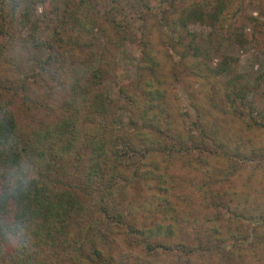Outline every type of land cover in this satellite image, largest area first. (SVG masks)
Masks as SVG:
<instances>
[{
	"label": "trees",
	"instance_id": "16d2710c",
	"mask_svg": "<svg viewBox=\"0 0 264 264\" xmlns=\"http://www.w3.org/2000/svg\"><path fill=\"white\" fill-rule=\"evenodd\" d=\"M101 1L97 8L96 0H0V98L32 94L48 119L32 127L28 118L24 128L0 99V264H251L256 243L264 244V201L249 193L253 171L244 177L241 172L264 150L228 147L200 114L174 131L165 90L168 75L173 81L178 74L193 76L210 88L207 93L220 89L225 113L243 130L264 129L256 115L240 111L251 104L248 86L235 89L243 79L232 71L237 60L219 57L211 65L218 50L210 37L247 0ZM258 4L264 15V0ZM39 5L42 12L35 16ZM136 22L139 36L131 33ZM193 24L212 28L207 45L186 31ZM97 30L104 52L94 71L77 75L71 65L89 67L97 55ZM232 35L238 46L246 43L241 26ZM130 40L139 49L140 75L132 87L119 88L120 103L101 85L115 80L117 52ZM223 75L232 76L222 80ZM262 84L264 74L254 86ZM222 97L209 107L220 105ZM120 112L128 113L132 130L118 131ZM185 159L203 177L187 190L186 200L171 172L175 161ZM216 160L224 167L214 174ZM18 166L31 179L10 198L6 177ZM236 178L242 184L231 189ZM219 185L225 191H213ZM18 229L21 238L14 240L10 232Z\"/></svg>",
	"mask_w": 264,
	"mask_h": 264
},
{
	"label": "rangeland",
	"instance_id": "374dc122",
	"mask_svg": "<svg viewBox=\"0 0 264 264\" xmlns=\"http://www.w3.org/2000/svg\"><path fill=\"white\" fill-rule=\"evenodd\" d=\"M97 1V8L102 4L101 0ZM188 2V0H187ZM186 2V3H187ZM95 3V0H93ZM62 6V3H61ZM104 6L107 8L108 4L105 3ZM96 8V5H95ZM236 17L230 19L229 24H225L223 28L220 30V34L217 31L216 38L210 37L213 40L212 45L217 48L218 56L214 57L211 61V65L213 67L217 66L220 63L219 57L228 56L231 60H237V62L232 63V71L237 74L241 75L243 79L239 81L238 86L235 89L243 88L248 86V94H247V101L251 104V108L248 106L245 107L244 110H240L243 114L245 113L246 116L249 118L251 117H258L257 121L263 123L264 121V84L260 85L258 88H255L254 84L258 76L264 74V15L260 14L261 8L259 7L258 0H251L246 1L241 6L238 5ZM42 12V7L39 5L36 9L35 16L40 15ZM154 14H159L156 12ZM50 16L44 20V24L40 23L37 29V33H39L47 23H50ZM250 19H256L257 21L261 22L258 26L256 23ZM240 26L242 27V33L246 40V43L243 46H238L237 44L232 42V31L234 28L239 29ZM255 27V28H254ZM231 28V29H230ZM31 28H26L21 37H28V34ZM256 30V31H255ZM186 31L189 33L194 34L197 37H201L203 39V43L206 44V39L208 34L212 31L210 26H204L203 24H193L186 27ZM131 33L135 34L136 36L140 35V31L138 28V23L136 22L131 29ZM215 33V31H214ZM97 36V41L95 42V47L97 50V55L94 58L92 64L89 67H84L80 63L72 64L73 73L77 75H89L90 72L94 71L97 63L98 58L104 52V45L105 39L102 37L100 30L95 32ZM184 35V32H182ZM215 37V36H214ZM154 40V38H152ZM187 42V41H185ZM218 42L220 46H218ZM208 43L210 47L211 44ZM139 49L136 43L132 40L129 43L122 45V47L117 52L116 58V70H115V80L106 79L103 81L101 87L106 89L107 93L120 103L123 102V96L119 92L120 87L130 88L132 84L135 83L140 75V72L137 69L138 61H139ZM201 59H197V63H199ZM193 61H191L192 63ZM10 68L11 65H4ZM12 70V68H10ZM181 71V70H177ZM175 74L176 73L175 71ZM168 75V74H167ZM232 76V75H231ZM229 75H223L221 77L222 80L228 79L231 77ZM13 83H9L8 86H11ZM165 90L167 94V101L171 108V115L170 121L172 123V128L178 131L181 129V126H188L192 122L197 120L198 114L202 117V122L207 128H211L214 130H218L219 136L226 141L228 147L232 148L234 144L238 143L241 145L242 151L241 153L247 152V145L255 147V150L261 148L264 150V129H258L254 127L250 131H245L241 128V124L238 122L235 116H232L230 113L227 115L225 111H229L228 105H226L225 98L222 97L220 89L212 90L214 93H207L210 89L208 86L202 82L200 83L197 78L193 76H189L187 74H178L177 81H173L172 76L168 75V79L165 83ZM39 94L40 92L33 90ZM18 95V96H17ZM11 93H2V99L6 102L7 107H10L16 114L17 120L19 125L22 123L24 128H28V126L33 127L36 125V120H41L43 122H47V117L45 113L40 110V107H35V103L38 102V99L30 94L26 96L24 99H21L22 93L17 94ZM217 95V96H216ZM218 95L221 96V104L217 105L214 108L209 107L212 101L218 99ZM216 96V99H215ZM205 99L207 101H205ZM26 103V104H25ZM28 107V108H27ZM31 107V108H30ZM260 115V116H259ZM27 126V122L29 119ZM128 113L126 114L121 113L117 121L119 122L118 131L121 132L123 129H127L128 131L132 130L130 126H128ZM186 124H183V123ZM22 129V128H21ZM23 130V129H22ZM23 132H25L23 130ZM221 138V137H220ZM241 149V148H240ZM251 157V156H250ZM226 166L232 165L231 162H225ZM228 163V164H227ZM213 170L211 168L210 171L215 174L219 170H222L224 165L221 160H216L212 162ZM240 168H244V162L239 163ZM187 165L186 159L175 161L173 169L171 170L174 178L179 180V185L181 187V195H184L185 200L187 198L188 189L193 187H198L201 183V179L203 178L202 175L195 173V167L185 166ZM253 166V167H252ZM198 167V166H197ZM196 167V169H197ZM254 168V169H253ZM225 169V168H224ZM249 171H253V178L254 182L252 186L250 185V195L255 199L256 202L259 204L264 201V157L263 152H259L256 157H254V162L248 165V168L244 169L241 173H243V177ZM202 177V178H201ZM215 179V178H213ZM236 181L231 183L233 186L236 184H242L241 178H236ZM262 188V192L260 190ZM226 186H218L213 187V191H225ZM198 197H200V193L197 192ZM194 196V198L196 197ZM262 217H257L255 219L256 223L261 222ZM249 226H252L249 225ZM260 237L264 236V228L261 230ZM257 242V241H254ZM259 243V244H258ZM256 243L258 245L257 250L255 252V258L251 264H264V244L261 240L260 242ZM246 246L248 244H245ZM245 246V247H246ZM231 247V245L228 246ZM137 254L139 258L141 256V252H134Z\"/></svg>",
	"mask_w": 264,
	"mask_h": 264
},
{
	"label": "clouds",
	"instance_id": "9594fccd",
	"mask_svg": "<svg viewBox=\"0 0 264 264\" xmlns=\"http://www.w3.org/2000/svg\"><path fill=\"white\" fill-rule=\"evenodd\" d=\"M31 179L29 170L24 167H17L15 171L10 172L6 177L5 192L10 198L17 196L24 188V185ZM14 240L21 238L19 229L16 233H11Z\"/></svg>",
	"mask_w": 264,
	"mask_h": 264
}]
</instances>
